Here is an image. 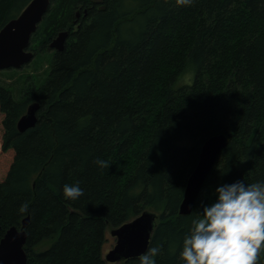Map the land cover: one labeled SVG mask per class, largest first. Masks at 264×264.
Wrapping results in <instances>:
<instances>
[{
  "label": "trees",
  "instance_id": "16d2710c",
  "mask_svg": "<svg viewBox=\"0 0 264 264\" xmlns=\"http://www.w3.org/2000/svg\"><path fill=\"white\" fill-rule=\"evenodd\" d=\"M29 2L0 0V29ZM29 49L53 51L44 82L19 98L0 84V239L29 215L26 264H139L107 261L104 246L144 210L159 215L156 264H181L215 188L264 179V0H51ZM32 102L37 120L20 131ZM215 134L228 143L181 214ZM76 183L83 195L66 199Z\"/></svg>",
  "mask_w": 264,
  "mask_h": 264
},
{
  "label": "water",
  "instance_id": "95a60500",
  "mask_svg": "<svg viewBox=\"0 0 264 264\" xmlns=\"http://www.w3.org/2000/svg\"><path fill=\"white\" fill-rule=\"evenodd\" d=\"M50 4L51 0H30L17 17L8 20L0 29V69L21 68L34 58V51L29 49L31 38ZM68 35L67 30L59 31L49 46L56 50L64 49ZM38 107V102L28 105L26 112L17 123L20 131L35 124ZM227 143L228 138L225 134H215L202 145L197 165L186 183L179 209L181 214L191 212L204 181ZM158 217V213L144 210L132 220L112 229L111 234L116 237V243L105 254V259L109 262L120 263L144 253L148 249ZM29 221L30 216L27 215L20 227L11 226L6 230L0 239V264L27 263L24 246L27 240L25 228Z\"/></svg>",
  "mask_w": 264,
  "mask_h": 264
},
{
  "label": "clouds",
  "instance_id": "9594fccd",
  "mask_svg": "<svg viewBox=\"0 0 264 264\" xmlns=\"http://www.w3.org/2000/svg\"><path fill=\"white\" fill-rule=\"evenodd\" d=\"M97 164L107 166L104 160ZM63 195L74 201L83 189L79 183L65 184ZM160 252V245L148 248L138 256L139 264H156ZM180 260L181 264H264V179L219 184L214 202L203 207L183 236Z\"/></svg>",
  "mask_w": 264,
  "mask_h": 264
},
{
  "label": "rangeland",
  "instance_id": "374dc122",
  "mask_svg": "<svg viewBox=\"0 0 264 264\" xmlns=\"http://www.w3.org/2000/svg\"><path fill=\"white\" fill-rule=\"evenodd\" d=\"M38 53H35L34 58L21 68L0 69V84L11 89L17 98L21 97L24 87L32 84L37 86L44 82L48 76L53 51ZM108 231V240L104 246L105 254L116 243V237L110 233V230ZM43 245L47 246L49 242H45Z\"/></svg>",
  "mask_w": 264,
  "mask_h": 264
}]
</instances>
